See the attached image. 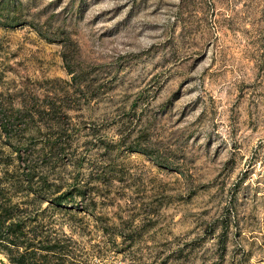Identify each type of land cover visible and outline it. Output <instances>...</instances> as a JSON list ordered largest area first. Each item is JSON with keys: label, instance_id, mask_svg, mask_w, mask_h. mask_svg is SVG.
<instances>
[{"label": "rangeland", "instance_id": "374dc122", "mask_svg": "<svg viewBox=\"0 0 264 264\" xmlns=\"http://www.w3.org/2000/svg\"><path fill=\"white\" fill-rule=\"evenodd\" d=\"M0 104V202L66 264H264V0H0Z\"/></svg>", "mask_w": 264, "mask_h": 264}, {"label": "trees", "instance_id": "16d2710c", "mask_svg": "<svg viewBox=\"0 0 264 264\" xmlns=\"http://www.w3.org/2000/svg\"><path fill=\"white\" fill-rule=\"evenodd\" d=\"M64 59L67 62V68L70 74H72L73 80H78L77 73L73 70L71 64L67 61V56L64 54ZM20 116L26 117V114L30 118H35L36 113L32 107H19L17 109ZM0 113L4 116L0 126L3 131L10 137V131L12 128L18 126L15 121L14 114H9L6 111V107L0 104ZM0 114V116H1ZM39 128V127H38ZM53 150V144L47 142L41 149V152L37 157L41 158L48 154V151ZM20 157H22L23 171L27 177V180L31 182L35 175V168L32 166L34 153L20 150ZM65 200L72 201L75 197L73 191L64 192L61 196ZM13 206L7 203L3 204L0 202V251H5L10 255V261L12 264H66L63 255L60 252L61 247L56 242H52L50 238L45 240L46 244H36L34 242L35 237H29V231H26V224L17 220L13 214ZM42 241V240H41ZM45 251L46 254H39L43 257L42 260L37 257L38 251Z\"/></svg>", "mask_w": 264, "mask_h": 264}]
</instances>
